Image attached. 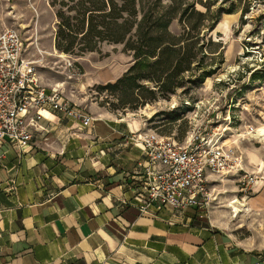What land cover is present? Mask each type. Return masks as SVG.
I'll list each match as a JSON object with an SVG mask.
<instances>
[{
    "label": "crops",
    "instance_id": "crops-1",
    "mask_svg": "<svg viewBox=\"0 0 264 264\" xmlns=\"http://www.w3.org/2000/svg\"><path fill=\"white\" fill-rule=\"evenodd\" d=\"M92 114L85 126L47 109L29 144L3 143L0 264H264L221 211H142L145 152L129 134L143 130Z\"/></svg>",
    "mask_w": 264,
    "mask_h": 264
},
{
    "label": "rangeland",
    "instance_id": "rangeland-1",
    "mask_svg": "<svg viewBox=\"0 0 264 264\" xmlns=\"http://www.w3.org/2000/svg\"><path fill=\"white\" fill-rule=\"evenodd\" d=\"M215 1L213 12L218 6L224 9L217 27L207 32L215 42L206 39L198 44L203 43L207 55L200 67L215 72L170 94L158 90L151 80H143L145 88L140 90L106 86L133 62L122 43L103 42L82 55L58 56L60 51L54 48L58 18L50 0H0V31L17 28L25 39L26 56L38 59V74L44 82L57 85L91 113L101 110L129 123L132 131L156 128L180 142L193 130L236 142L258 182L244 193L236 176L215 177L213 197L205 210L225 213L228 232L264 248V0H211ZM197 7L206 9L199 1ZM225 14H233L227 22ZM172 28L179 31L178 21ZM214 50L221 53L214 55L218 54ZM250 125L254 133L247 130ZM233 200L239 211L228 205Z\"/></svg>",
    "mask_w": 264,
    "mask_h": 264
},
{
    "label": "built area",
    "instance_id": "built-area-1",
    "mask_svg": "<svg viewBox=\"0 0 264 264\" xmlns=\"http://www.w3.org/2000/svg\"><path fill=\"white\" fill-rule=\"evenodd\" d=\"M25 39L17 28L0 31V148L5 141L29 144L34 131L49 109L88 126L94 116L85 107L63 93L60 87L43 82L37 60L26 56ZM256 131L253 125L247 127ZM129 139L143 147L142 179L138 191L144 201L141 210L151 204L185 210L207 207L213 197L215 177L236 176L241 192H247L258 176L246 166L239 145L218 136H203L193 130L185 142L156 128L135 132Z\"/></svg>",
    "mask_w": 264,
    "mask_h": 264
},
{
    "label": "trees",
    "instance_id": "trees-1",
    "mask_svg": "<svg viewBox=\"0 0 264 264\" xmlns=\"http://www.w3.org/2000/svg\"><path fill=\"white\" fill-rule=\"evenodd\" d=\"M198 1L205 10L197 7ZM50 3L58 18L55 47L60 52L82 55L107 42L122 43L123 50L132 54L130 67L107 87L140 90L145 88L143 80H151L158 90L170 94L187 82L199 83L215 72L200 67L206 53L203 43L198 44L206 39L215 42L211 36L207 37V32L217 27L224 11L222 6L215 12L211 10L216 1L50 0ZM175 21L180 26L177 32L172 28ZM194 63L197 66L193 67Z\"/></svg>",
    "mask_w": 264,
    "mask_h": 264
},
{
    "label": "bare ground",
    "instance_id": "bare-ground-1",
    "mask_svg": "<svg viewBox=\"0 0 264 264\" xmlns=\"http://www.w3.org/2000/svg\"><path fill=\"white\" fill-rule=\"evenodd\" d=\"M233 14H225L224 16H226L225 17V19H223V21L224 22H227V20L229 19V17H231ZM230 20V19H229ZM228 20V21H229ZM228 24V23H227ZM58 54V56H60V57H65L66 56V54L64 53V52H58L57 53ZM227 140V139H226ZM238 200V199H237ZM237 200H233V201H231L228 205H230L231 207H232V209L234 210V211H239L240 210V208H239V206L235 203Z\"/></svg>",
    "mask_w": 264,
    "mask_h": 264
}]
</instances>
